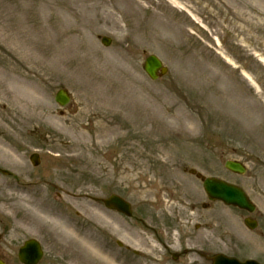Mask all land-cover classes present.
Here are the masks:
<instances>
[{"label":"rangeland","instance_id":"1","mask_svg":"<svg viewBox=\"0 0 264 264\" xmlns=\"http://www.w3.org/2000/svg\"><path fill=\"white\" fill-rule=\"evenodd\" d=\"M149 54L169 67L158 80L143 69ZM0 169L7 264H21L30 237L39 264L256 257L249 214L209 201L191 171L264 200V0H0ZM111 194L133 217L104 207ZM158 237L187 253L174 260ZM232 237L242 249L225 248Z\"/></svg>","mask_w":264,"mask_h":264},{"label":"water","instance_id":"2","mask_svg":"<svg viewBox=\"0 0 264 264\" xmlns=\"http://www.w3.org/2000/svg\"><path fill=\"white\" fill-rule=\"evenodd\" d=\"M111 42L108 38H103V43L109 45ZM145 71L148 75L156 80L160 75L167 72V68L163 65V62L155 55H149L146 58L144 64ZM56 100L61 105H66L70 98L66 91L60 90L56 95ZM34 163H38V156L32 157ZM226 167L232 171L243 173L245 171L244 166L235 161H228ZM204 187L211 199H220L228 204L238 205L249 210H254V207L249 202L245 193L238 187L228 184L217 178H207L204 182ZM107 206L116 207L120 211L125 212L128 215L132 214L131 206L129 203L125 202L122 198L113 195L109 199L105 200ZM43 255L40 243L35 240H30L25 243V245L20 249L19 258L24 264H37ZM214 264H256L254 261H247L241 263L237 260L225 256H215L213 258ZM0 264H5L0 260Z\"/></svg>","mask_w":264,"mask_h":264},{"label":"flooded vegetation","instance_id":"3","mask_svg":"<svg viewBox=\"0 0 264 264\" xmlns=\"http://www.w3.org/2000/svg\"><path fill=\"white\" fill-rule=\"evenodd\" d=\"M262 197L264 198V191L260 193ZM264 200H260L256 197V206L259 204H263ZM256 222H257V228H256V260L260 261L264 264V210L258 211L256 213ZM166 241L172 242V239H167ZM223 244L225 248L227 249H240L243 244L240 243V241L236 237L230 238L229 241H226V239L223 241ZM230 244V245H229ZM172 246V243H163V248L167 250L168 247ZM231 253L230 251H227ZM196 253L202 257L206 255L204 251H196ZM171 256L174 258V254H171ZM179 257V256H178ZM177 257V258H178Z\"/></svg>","mask_w":264,"mask_h":264},{"label":"bare ground","instance_id":"4","mask_svg":"<svg viewBox=\"0 0 264 264\" xmlns=\"http://www.w3.org/2000/svg\"><path fill=\"white\" fill-rule=\"evenodd\" d=\"M247 78L251 81L252 84L254 83V82L251 80L250 77L247 76ZM20 197H22V196L17 197L18 201H22V200H20V199H21Z\"/></svg>","mask_w":264,"mask_h":264}]
</instances>
